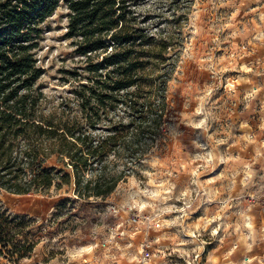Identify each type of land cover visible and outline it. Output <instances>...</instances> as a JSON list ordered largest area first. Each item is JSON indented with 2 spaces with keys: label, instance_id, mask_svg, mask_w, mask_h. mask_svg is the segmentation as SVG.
<instances>
[{
  "label": "rangeland",
  "instance_id": "1",
  "mask_svg": "<svg viewBox=\"0 0 264 264\" xmlns=\"http://www.w3.org/2000/svg\"><path fill=\"white\" fill-rule=\"evenodd\" d=\"M128 3L167 41L166 134L104 199L0 190L36 242L12 264H264V0ZM68 14L62 2L40 25L32 92L42 114L84 122L66 82L86 64Z\"/></svg>",
  "mask_w": 264,
  "mask_h": 264
},
{
  "label": "trees",
  "instance_id": "2",
  "mask_svg": "<svg viewBox=\"0 0 264 264\" xmlns=\"http://www.w3.org/2000/svg\"><path fill=\"white\" fill-rule=\"evenodd\" d=\"M62 2L66 37L86 62L66 80L84 122L64 109L42 114L32 92L42 73L35 57L40 25ZM136 20L128 0H0V190L72 187L80 199H104L160 143L174 68L167 37L148 34ZM29 222L0 210V260L12 264L32 251Z\"/></svg>",
  "mask_w": 264,
  "mask_h": 264
},
{
  "label": "built area",
  "instance_id": "3",
  "mask_svg": "<svg viewBox=\"0 0 264 264\" xmlns=\"http://www.w3.org/2000/svg\"><path fill=\"white\" fill-rule=\"evenodd\" d=\"M142 247H144V252H148V244L142 243Z\"/></svg>",
  "mask_w": 264,
  "mask_h": 264
}]
</instances>
